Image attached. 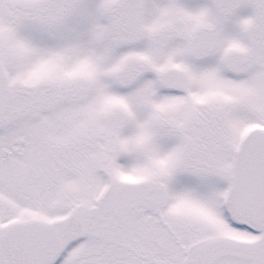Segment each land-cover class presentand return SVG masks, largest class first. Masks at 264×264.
<instances>
[{
    "label": "snow or ice",
    "instance_id": "6c2138e0",
    "mask_svg": "<svg viewBox=\"0 0 264 264\" xmlns=\"http://www.w3.org/2000/svg\"><path fill=\"white\" fill-rule=\"evenodd\" d=\"M0 264H264V0H0Z\"/></svg>",
    "mask_w": 264,
    "mask_h": 264
}]
</instances>
